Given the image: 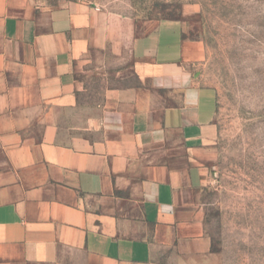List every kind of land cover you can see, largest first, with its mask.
<instances>
[{
	"label": "crops",
	"instance_id": "1",
	"mask_svg": "<svg viewBox=\"0 0 264 264\" xmlns=\"http://www.w3.org/2000/svg\"><path fill=\"white\" fill-rule=\"evenodd\" d=\"M188 13L0 0V264H219L200 205L216 96Z\"/></svg>",
	"mask_w": 264,
	"mask_h": 264
},
{
	"label": "rangeland",
	"instance_id": "2",
	"mask_svg": "<svg viewBox=\"0 0 264 264\" xmlns=\"http://www.w3.org/2000/svg\"><path fill=\"white\" fill-rule=\"evenodd\" d=\"M81 2L135 21L180 20L216 96L217 137L200 205L219 264H264V0H19ZM100 88L99 83H95Z\"/></svg>",
	"mask_w": 264,
	"mask_h": 264
}]
</instances>
